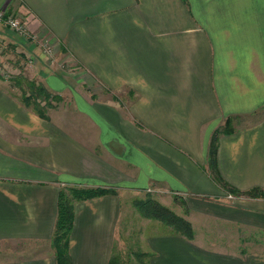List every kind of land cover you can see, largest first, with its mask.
<instances>
[{
	"label": "crops",
	"instance_id": "obj_1",
	"mask_svg": "<svg viewBox=\"0 0 264 264\" xmlns=\"http://www.w3.org/2000/svg\"><path fill=\"white\" fill-rule=\"evenodd\" d=\"M0 5L26 22L27 36L8 30L18 50L28 42L45 57L46 41L81 64L74 73L36 57L29 67L60 103L78 99L82 73L110 94L91 99L95 115H60L57 102L45 118L0 83V264H58L66 183L117 189L75 202L72 264L110 263L124 196L143 191L194 229L188 237L158 219L149 264H264V196L226 189L209 163L212 137L231 119L233 131L219 134L220 172L242 190L264 188V0ZM72 116L86 123L73 127Z\"/></svg>",
	"mask_w": 264,
	"mask_h": 264
},
{
	"label": "trees",
	"instance_id": "obj_2",
	"mask_svg": "<svg viewBox=\"0 0 264 264\" xmlns=\"http://www.w3.org/2000/svg\"><path fill=\"white\" fill-rule=\"evenodd\" d=\"M11 81L14 86H17L20 89V92L17 93L10 91V93L17 97L24 105L32 108L42 117L49 118V109L55 107L57 102L62 100V95L60 93L51 91L42 81L35 77H30L25 73L20 72L14 75ZM230 125L231 119H228L223 129L216 130L212 137L209 148L210 172L216 182L236 194L264 196L263 187L255 186L247 190H242L229 183L220 172L218 167L219 134L221 132H232L233 129L230 127ZM115 192H117V189L114 186H85L79 183H66L62 185L58 196V217L52 237V244L56 251L58 264H72L69 243L74 223L75 202L78 200ZM180 198V195H176V200H179V202ZM181 202L184 205L186 204L184 200H181ZM134 203L142 216L150 219H159L164 223L171 225L172 230L175 233H181L188 237L194 236L193 225L188 218L177 213L174 209L165 205L150 193H148L145 198H137ZM187 210L188 209L185 208V211ZM145 254L146 253L144 251L137 252L136 259L138 264L143 261V256H145ZM133 261L134 260L130 258L126 260L124 257L122 258V256L116 252L114 245L109 264H137L136 260L134 263Z\"/></svg>",
	"mask_w": 264,
	"mask_h": 264
},
{
	"label": "rangeland",
	"instance_id": "obj_3",
	"mask_svg": "<svg viewBox=\"0 0 264 264\" xmlns=\"http://www.w3.org/2000/svg\"><path fill=\"white\" fill-rule=\"evenodd\" d=\"M8 28V26L5 27L1 32L10 38L0 36V83H2L9 92H20V89L12 84L11 79L20 72L31 76L32 73L29 67L35 61L36 57L45 59L48 62H59L60 68L69 72L80 73V71L83 70L81 64L66 50H63L61 56L58 57L51 48L52 53L46 54L43 51L45 57H42L37 50L31 49V44L28 42L22 43L24 50H18L15 42H13L15 36L8 33V30H11ZM42 50H45L44 46ZM80 76H82L79 82L81 86H78L80 98L78 97V99H76L75 96H68L61 103L58 102V104H60L57 108L60 115H95L91 108V101L97 98L105 99L110 95L108 93L109 91H107L99 81L97 82L95 78L89 77V74L82 73ZM72 121L74 122L72 125L73 127L76 124L85 122L74 119L73 116ZM146 192L147 191H143L141 196H132V194L130 195L128 193L125 194L123 214L118 226L115 241V250L122 258L124 257L125 260L130 258L134 261L136 260V262L137 252L144 251L146 254L143 256L144 258L141 263L145 262L148 264V258L151 254V248L148 242L149 238L152 234L162 231L163 226L158 219H150L139 213L134 202L137 198H145L147 196L146 194H148ZM151 195L155 196V194Z\"/></svg>",
	"mask_w": 264,
	"mask_h": 264
},
{
	"label": "built area",
	"instance_id": "obj_4",
	"mask_svg": "<svg viewBox=\"0 0 264 264\" xmlns=\"http://www.w3.org/2000/svg\"><path fill=\"white\" fill-rule=\"evenodd\" d=\"M0 23H4L10 29H12V30L24 35V36L28 35L27 25H26L25 20L22 17L14 14L12 12H9L2 5H0ZM43 45H44L45 52L47 54L52 53V51H51L52 49L50 48L48 42L44 41Z\"/></svg>",
	"mask_w": 264,
	"mask_h": 264
}]
</instances>
